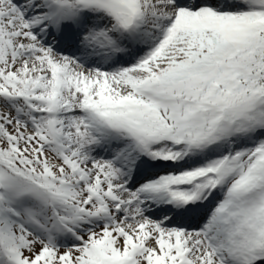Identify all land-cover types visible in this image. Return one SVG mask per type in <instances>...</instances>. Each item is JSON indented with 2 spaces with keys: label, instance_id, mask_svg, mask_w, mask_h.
<instances>
[{
  "label": "snow or ice",
  "instance_id": "snow-or-ice-1",
  "mask_svg": "<svg viewBox=\"0 0 264 264\" xmlns=\"http://www.w3.org/2000/svg\"><path fill=\"white\" fill-rule=\"evenodd\" d=\"M0 264H264V0H0Z\"/></svg>",
  "mask_w": 264,
  "mask_h": 264
}]
</instances>
